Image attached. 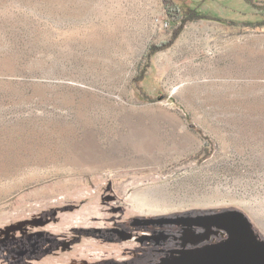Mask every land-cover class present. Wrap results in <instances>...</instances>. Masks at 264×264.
Listing matches in <instances>:
<instances>
[{"label": "rangeland", "instance_id": "obj_1", "mask_svg": "<svg viewBox=\"0 0 264 264\" xmlns=\"http://www.w3.org/2000/svg\"><path fill=\"white\" fill-rule=\"evenodd\" d=\"M203 1L0 0V264L264 243V0Z\"/></svg>", "mask_w": 264, "mask_h": 264}, {"label": "water", "instance_id": "obj_2", "mask_svg": "<svg viewBox=\"0 0 264 264\" xmlns=\"http://www.w3.org/2000/svg\"><path fill=\"white\" fill-rule=\"evenodd\" d=\"M195 264H264V243L229 239Z\"/></svg>", "mask_w": 264, "mask_h": 264}, {"label": "trees", "instance_id": "obj_3", "mask_svg": "<svg viewBox=\"0 0 264 264\" xmlns=\"http://www.w3.org/2000/svg\"><path fill=\"white\" fill-rule=\"evenodd\" d=\"M164 1V5L165 8L167 10L168 15L171 16V18L176 22V27L175 30L171 36V38L168 41L162 42L159 46H151L149 48V51L147 53L146 58L149 59L153 54H155L157 51L164 49L166 47H168L177 37V35L179 34L180 30L183 28V26L190 21H194L197 19H219V16H214L216 18H209V14L212 13H208L206 12V14H203L201 12L198 11V6H194L192 7L190 4L187 7H180V3L182 4V2H180V0H163ZM249 1V2H248ZM247 3L250 5L251 4L250 0H248ZM179 2V4L177 3ZM200 4H203L204 1L200 0L199 2ZM260 11L261 16H264V6L258 8ZM220 21H224V18H221ZM144 74V73H143ZM142 77V75L140 76ZM140 82V78L135 79V83Z\"/></svg>", "mask_w": 264, "mask_h": 264}, {"label": "bare ground", "instance_id": "obj_4", "mask_svg": "<svg viewBox=\"0 0 264 264\" xmlns=\"http://www.w3.org/2000/svg\"><path fill=\"white\" fill-rule=\"evenodd\" d=\"M152 20H153V19H152ZM138 22H139V21H138L137 19L134 20V23H138ZM156 23H158V19H157V20H154L152 24H153V25H156ZM121 25H122V24H121ZM152 34H153V33H152ZM184 36H185V35H184ZM134 40H135L136 43L139 41V40H137V39H134ZM136 43H135V44H136ZM136 45H137V44H136ZM138 52L140 53V49L138 50ZM139 53H138V54H139ZM167 60H168V59H167ZM139 146H140V145H139Z\"/></svg>", "mask_w": 264, "mask_h": 264}]
</instances>
